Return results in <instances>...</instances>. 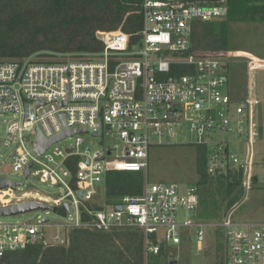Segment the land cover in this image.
<instances>
[{
  "label": "built area",
  "instance_id": "1",
  "mask_svg": "<svg viewBox=\"0 0 264 264\" xmlns=\"http://www.w3.org/2000/svg\"><path fill=\"white\" fill-rule=\"evenodd\" d=\"M140 8L136 44L115 31L100 33L103 46L96 53L34 54L0 62V115L12 116L5 131L14 146L12 169L59 190L51 198L37 191L19 193L21 185L5 188L0 207L36 202L62 216L73 213L55 237L46 235L52 228L47 219L0 223V263L7 253L35 243L67 246L74 230L138 231L144 236L146 261L159 253L160 244H180L184 232L204 244V231L212 230L215 238L223 235L224 264H264V222L240 224L230 214L199 220L194 187L182 191L177 183L145 181L142 195L96 208L103 204L108 173L146 174L150 147L160 145L153 139L171 138L179 126H187L195 148L205 149L212 176L241 170L244 177L247 164L232 145L248 144L254 135L251 103L233 101L224 92L226 56L197 57L191 51L195 24L224 20L227 7L209 0H141ZM180 69L185 73H177ZM78 129L86 133L65 137L41 155L35 151L38 135L50 139ZM86 136L100 140L101 149L92 153ZM159 230L165 231L162 240L157 239Z\"/></svg>",
  "mask_w": 264,
  "mask_h": 264
},
{
  "label": "trees",
  "instance_id": "2",
  "mask_svg": "<svg viewBox=\"0 0 264 264\" xmlns=\"http://www.w3.org/2000/svg\"><path fill=\"white\" fill-rule=\"evenodd\" d=\"M209 1L226 6L228 13L224 20L195 24L190 41L194 56L225 57L229 52V23H264V0ZM140 4L141 0H0V62L34 54L96 53L103 46L98 33L120 31L129 36L131 45L136 44L142 30ZM196 152V217L220 220L239 200L234 192L242 188L243 172L212 176L207 172L205 149L196 148ZM144 182L143 173H108L103 204L96 208L125 196L142 195ZM68 241L67 246L52 248L35 243L23 251L7 253L2 264H192L175 260L171 248L164 244L146 261L144 236L138 231L105 234L74 230L68 234ZM219 252L218 248L211 262L199 264H224Z\"/></svg>",
  "mask_w": 264,
  "mask_h": 264
},
{
  "label": "rangeland",
  "instance_id": "3",
  "mask_svg": "<svg viewBox=\"0 0 264 264\" xmlns=\"http://www.w3.org/2000/svg\"><path fill=\"white\" fill-rule=\"evenodd\" d=\"M229 53L223 59L226 66L227 83L224 92L235 95L237 102L251 103L253 139L248 144H234V149L247 166L244 172L242 188L235 190L239 200L228 212L232 221L243 224L247 222H264V23L237 21L229 23ZM263 60V61H261ZM262 65L259 68L258 65ZM12 120L11 115H0V179L21 184L19 193L39 192L43 196L57 198L59 190L35 178H23L12 169L9 156L14 146L9 143L6 125ZM192 120V119H190ZM92 153L101 149L100 140L85 137ZM156 146L149 150V167L143 174L149 184L166 182L177 183L182 191L194 187L198 180L196 173V148L190 143L186 125L179 126L171 138L153 139ZM252 180H256V183ZM250 187V188H247ZM222 213V212H221ZM227 214V215H228ZM73 213L62 216L58 213L31 211L11 217H0V223L35 224L47 219L52 225L46 231L48 237L59 235V226L69 224ZM165 231L157 232V239L164 238ZM205 243L198 244L192 232L182 233V242L171 247V257L180 262L192 264L209 263L216 255L218 248L223 256V235L215 238L212 230L204 231ZM218 253V254H219ZM173 255V256H172Z\"/></svg>",
  "mask_w": 264,
  "mask_h": 264
},
{
  "label": "water",
  "instance_id": "4",
  "mask_svg": "<svg viewBox=\"0 0 264 264\" xmlns=\"http://www.w3.org/2000/svg\"><path fill=\"white\" fill-rule=\"evenodd\" d=\"M97 39L99 41L104 40L103 34H97ZM85 131H82L80 129L78 130H65L62 133L50 138V139H43L40 135H38L37 145L35 147V151L38 155H41L51 144L56 143L58 141L63 140L65 137H71L73 134H85ZM100 135V132L97 134ZM25 176H28V169L25 173ZM21 184L11 182L8 179H0V190H3L5 188H10L14 190L16 187H19ZM79 196H81V193H79ZM196 199L194 198L192 202L194 203ZM65 211L68 210L67 206L63 208ZM115 209L121 210L120 206H116ZM49 211L51 213H55L56 209L52 207H48L43 204H39L36 202H25V203H19V204H12L6 207H0V217H11V216H17L20 214H24L31 211ZM47 220L44 219V222ZM2 264V262L0 263Z\"/></svg>",
  "mask_w": 264,
  "mask_h": 264
},
{
  "label": "crops",
  "instance_id": "5",
  "mask_svg": "<svg viewBox=\"0 0 264 264\" xmlns=\"http://www.w3.org/2000/svg\"><path fill=\"white\" fill-rule=\"evenodd\" d=\"M228 53H229V52H228ZM228 53H227V54H228ZM261 61H263V60H261ZM263 62H264V61H263ZM228 96H229V95H228ZM229 97H230L233 101H236V102H237V100L235 99V97H236L235 95H232V94H231V96H229ZM255 183H256V182H255Z\"/></svg>",
  "mask_w": 264,
  "mask_h": 264
}]
</instances>
